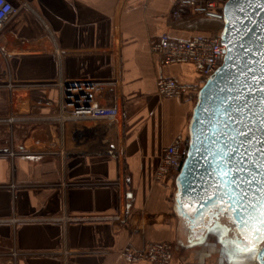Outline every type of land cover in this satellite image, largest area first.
I'll use <instances>...</instances> for the list:
<instances>
[{
  "label": "crops",
  "instance_id": "1",
  "mask_svg": "<svg viewBox=\"0 0 264 264\" xmlns=\"http://www.w3.org/2000/svg\"><path fill=\"white\" fill-rule=\"evenodd\" d=\"M7 1L16 13L0 29V110L13 85L30 90L32 114L13 129L0 121V219L17 220L0 222V264H126L113 220L121 204L151 218L146 240L171 244L174 264H229L213 242L188 241L172 212L174 184L152 182L161 149L187 134L195 101L160 99L156 78L199 79L185 65L159 68L150 43L215 35L221 21L180 0ZM112 80L121 122L60 119V83Z\"/></svg>",
  "mask_w": 264,
  "mask_h": 264
},
{
  "label": "water",
  "instance_id": "2",
  "mask_svg": "<svg viewBox=\"0 0 264 264\" xmlns=\"http://www.w3.org/2000/svg\"><path fill=\"white\" fill-rule=\"evenodd\" d=\"M205 16L222 22L224 55L195 98L172 212L193 244L214 236L227 263L264 264V0Z\"/></svg>",
  "mask_w": 264,
  "mask_h": 264
},
{
  "label": "built area",
  "instance_id": "3",
  "mask_svg": "<svg viewBox=\"0 0 264 264\" xmlns=\"http://www.w3.org/2000/svg\"><path fill=\"white\" fill-rule=\"evenodd\" d=\"M179 4L188 7L194 15L218 13L222 7L214 0H180ZM16 10L7 0H0V29L11 19ZM173 17L178 19L180 12L175 11ZM150 54L159 68L173 65L190 67L197 83H180L171 78L159 75L155 81L156 94L160 99H192L195 100L199 89L220 66L224 55V46L220 34H196L186 38H172L163 34L150 43ZM60 119L71 120L76 125L89 126L101 123L116 125L122 119V103L118 83L112 81H91L77 83H60ZM32 101L28 88L8 87L7 106L0 110V121L11 129L20 127L31 119ZM187 134H178L171 144L161 149L153 174L154 184L173 183L180 172L188 152ZM65 224L68 219H59ZM113 220L123 226L125 246L121 258L126 264H174L173 246L164 242H149L145 233L150 227L151 218L144 212H128L125 205L120 206ZM15 224L16 219L2 220Z\"/></svg>",
  "mask_w": 264,
  "mask_h": 264
},
{
  "label": "flooded vegetation",
  "instance_id": "4",
  "mask_svg": "<svg viewBox=\"0 0 264 264\" xmlns=\"http://www.w3.org/2000/svg\"><path fill=\"white\" fill-rule=\"evenodd\" d=\"M219 221H220L221 223H226L224 219H220ZM188 241H190L191 243L195 242V241L192 239L191 235H189ZM206 242H213L215 245H218V244L216 243V237H214V236H210V235H209V236L207 237V239H206ZM218 246H219V245H218Z\"/></svg>",
  "mask_w": 264,
  "mask_h": 264
},
{
  "label": "trees",
  "instance_id": "5",
  "mask_svg": "<svg viewBox=\"0 0 264 264\" xmlns=\"http://www.w3.org/2000/svg\"><path fill=\"white\" fill-rule=\"evenodd\" d=\"M206 1H209V0H206ZM214 1H218V3L220 4V5H222L226 0H214ZM222 3V4H221ZM219 12H221V9L218 11V13ZM200 16H204V15H200ZM221 24H222V22H221ZM216 34V33H215Z\"/></svg>",
  "mask_w": 264,
  "mask_h": 264
},
{
  "label": "rangeland",
  "instance_id": "6",
  "mask_svg": "<svg viewBox=\"0 0 264 264\" xmlns=\"http://www.w3.org/2000/svg\"><path fill=\"white\" fill-rule=\"evenodd\" d=\"M216 3H217V6H219V7H223V4H224V3H223V4L221 3L222 5H220V4L218 3V1H217ZM219 13H220V12H219ZM221 28H222V24H221ZM217 34H220V33H217ZM194 102H195V101H194Z\"/></svg>",
  "mask_w": 264,
  "mask_h": 264
},
{
  "label": "snow or ice",
  "instance_id": "7",
  "mask_svg": "<svg viewBox=\"0 0 264 264\" xmlns=\"http://www.w3.org/2000/svg\"><path fill=\"white\" fill-rule=\"evenodd\" d=\"M238 227H243V225H238ZM262 230H264V229H262Z\"/></svg>",
  "mask_w": 264,
  "mask_h": 264
}]
</instances>
